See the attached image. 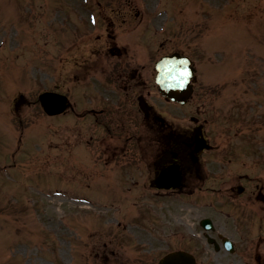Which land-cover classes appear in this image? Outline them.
Instances as JSON below:
<instances>
[{"label":"rangeland","instance_id":"374dc122","mask_svg":"<svg viewBox=\"0 0 264 264\" xmlns=\"http://www.w3.org/2000/svg\"><path fill=\"white\" fill-rule=\"evenodd\" d=\"M182 1L187 0H168L165 4L171 8L178 5L172 22L168 16L163 19L156 14L164 5L153 14L155 2L150 0H109L107 5L102 1L105 7L101 11L110 19L113 33L126 39L119 37L128 43L130 56L139 58V51H146L149 80L153 63L162 54L177 51L189 56L196 69L193 97L182 109L161 100L160 111L177 120L193 114L197 106L205 107L214 130L212 137L220 147L218 154L223 155V161L228 160L221 176H238L230 182L246 183L248 191L238 201L251 196L240 207L256 209L264 201V0ZM29 4L34 10L0 0V164H8L13 158L10 165L14 168L4 174L0 169V264H153L170 250L192 251L194 247L200 256L203 252L192 231L195 220L203 215L212 216L218 226L238 239L232 222L216 209H196L189 201L192 199L155 197L151 190L134 185L128 174L119 172L120 157L113 172L121 175L122 183L111 171L97 173L85 166L78 153L66 151L68 134H75L65 129L74 119L72 114L54 120L46 117L37 95L43 89L67 93L74 100V111H79L83 87H88L90 96L93 79L104 77L102 69L109 64L107 53L100 50L109 38L105 31L109 25H103L95 39L70 40L65 37H72L75 27H63L54 19L53 0H30ZM59 4L64 11L57 18L64 21L68 8L66 3ZM34 12L33 38L29 21ZM152 16L158 19L152 26L159 35L155 33L148 46L140 50L124 29L128 25L139 27ZM32 64L35 68L28 77ZM18 86V94L24 99L15 106L13 100L18 94L13 93ZM151 98H160L154 88ZM230 109L235 121L229 122L226 116ZM124 117L132 127H138L133 111L117 119ZM17 146L20 149L14 151ZM67 178L77 179L65 183ZM216 183L212 186H220ZM124 184L129 186L126 191L120 188ZM54 186L69 187L72 193L89 197L92 204L79 205V198L50 190ZM221 207L226 208L216 206ZM255 214L259 218H251L252 213L246 210L241 214L246 233L242 227L238 230L252 241L247 244L246 259L238 248L236 255L229 256L230 264H264V221L249 226V220L261 218L260 213ZM224 259L208 252L202 264H223Z\"/></svg>","mask_w":264,"mask_h":264},{"label":"water","instance_id":"95a60500","mask_svg":"<svg viewBox=\"0 0 264 264\" xmlns=\"http://www.w3.org/2000/svg\"><path fill=\"white\" fill-rule=\"evenodd\" d=\"M177 66V65H176ZM185 67L182 66L180 70L178 68L170 67L168 65L159 69L160 77L158 76V82L160 83V90L163 94L173 99L181 98V91L183 87L180 84L186 83L187 78H184L182 82H178L174 77L179 72H184ZM42 106L49 114L61 112L64 109L65 97L53 93H43L39 96ZM159 264H193L192 258L182 252H175L164 257Z\"/></svg>","mask_w":264,"mask_h":264},{"label":"flooded vegetation","instance_id":"af4514ba","mask_svg":"<svg viewBox=\"0 0 264 264\" xmlns=\"http://www.w3.org/2000/svg\"><path fill=\"white\" fill-rule=\"evenodd\" d=\"M124 73H125V70L121 69L119 71L118 77L120 79H123ZM131 84L134 86L135 89L137 87H141V88L145 87V81H141L140 79H136ZM131 84H130V86H131ZM148 117H150V113L148 114ZM153 118L159 122H162L161 125H159L157 130H156V133H157V138H155L156 141L166 143V142H174L175 139L176 138L178 139L179 137L188 138V134H184L185 132H183V133L178 132L176 137H175V134L178 131L176 128L168 126L165 122H163V120L159 119L155 114H153ZM177 153H180V152H177ZM178 159H181V158L179 157Z\"/></svg>","mask_w":264,"mask_h":264},{"label":"snow or ice","instance_id":"6c2138e0","mask_svg":"<svg viewBox=\"0 0 264 264\" xmlns=\"http://www.w3.org/2000/svg\"><path fill=\"white\" fill-rule=\"evenodd\" d=\"M188 75L187 72H179L177 75L174 77L178 82H182L184 78H186Z\"/></svg>","mask_w":264,"mask_h":264}]
</instances>
